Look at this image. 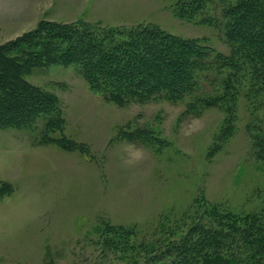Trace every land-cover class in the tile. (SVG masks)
I'll return each instance as SVG.
<instances>
[{"label":"rangeland","instance_id":"rangeland-1","mask_svg":"<svg viewBox=\"0 0 264 264\" xmlns=\"http://www.w3.org/2000/svg\"><path fill=\"white\" fill-rule=\"evenodd\" d=\"M175 2L0 0V45L45 20L102 29L151 25L206 39L228 53L216 29L179 19ZM212 2L206 13L216 15L218 0ZM26 80L60 102L64 129L50 136L63 135L80 149L39 145L40 120L0 128V189L11 188L0 195V264H131V252L121 255L102 243L105 222L134 227L129 245L157 248L185 233L208 205L235 213L263 207L264 164L249 129L260 127L264 109L241 100L229 120L226 107H185L191 97L118 107L91 91L72 67L34 70ZM120 131L147 134L130 142Z\"/></svg>","mask_w":264,"mask_h":264},{"label":"trees","instance_id":"trees-1","mask_svg":"<svg viewBox=\"0 0 264 264\" xmlns=\"http://www.w3.org/2000/svg\"><path fill=\"white\" fill-rule=\"evenodd\" d=\"M211 4L176 0L174 8L179 19L216 29L227 54L206 39L181 38L151 25L102 29L40 20L34 29L0 45V128H28L40 120L44 132L39 145L80 149L63 135L50 136L64 129L60 102L26 80L34 70L51 66L76 69L91 91L118 107L191 97L185 107H226L229 120L241 100L255 111L264 109V0H218L216 15L206 13ZM218 77L220 83L214 85ZM260 119L249 137L264 164V117ZM145 134L120 131L119 138L133 142ZM10 191L4 184L0 195ZM134 233V227L105 222L100 238L116 253L131 252V264H264V205L247 213L208 205L185 233L170 235L157 248L129 245Z\"/></svg>","mask_w":264,"mask_h":264}]
</instances>
